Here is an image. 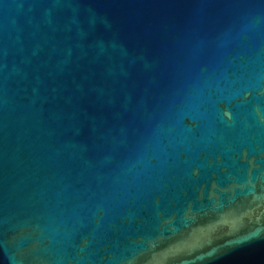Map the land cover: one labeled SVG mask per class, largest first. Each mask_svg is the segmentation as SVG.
I'll return each mask as SVG.
<instances>
[{"label": "water", "instance_id": "1", "mask_svg": "<svg viewBox=\"0 0 264 264\" xmlns=\"http://www.w3.org/2000/svg\"><path fill=\"white\" fill-rule=\"evenodd\" d=\"M0 264H264V0H0Z\"/></svg>", "mask_w": 264, "mask_h": 264}]
</instances>
